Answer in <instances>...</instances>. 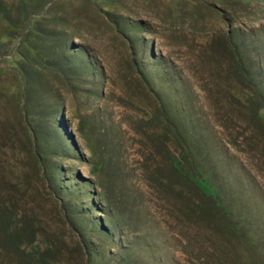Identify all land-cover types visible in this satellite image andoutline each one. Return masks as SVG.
<instances>
[{
  "label": "rangeland",
  "instance_id": "rangeland-1",
  "mask_svg": "<svg viewBox=\"0 0 264 264\" xmlns=\"http://www.w3.org/2000/svg\"><path fill=\"white\" fill-rule=\"evenodd\" d=\"M0 264H264V0H0Z\"/></svg>",
  "mask_w": 264,
  "mask_h": 264
},
{
  "label": "trees",
  "instance_id": "trees-1",
  "mask_svg": "<svg viewBox=\"0 0 264 264\" xmlns=\"http://www.w3.org/2000/svg\"><path fill=\"white\" fill-rule=\"evenodd\" d=\"M174 165H175V168L177 169V170H179L181 173H183L184 174V176H186V174L183 172V170H182V165L179 163V162H177V161H174ZM187 177H189V178H191L189 175H187ZM198 183H199V186L204 190V191H206V193H208L207 192V190L205 189V188H203V184L201 185V183L198 181ZM210 192V191H209Z\"/></svg>",
  "mask_w": 264,
  "mask_h": 264
}]
</instances>
